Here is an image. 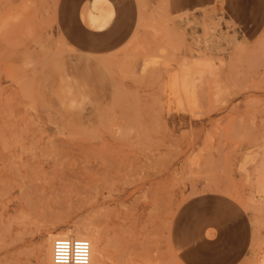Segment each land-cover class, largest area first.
I'll use <instances>...</instances> for the list:
<instances>
[{
	"label": "rangeland",
	"instance_id": "1",
	"mask_svg": "<svg viewBox=\"0 0 264 264\" xmlns=\"http://www.w3.org/2000/svg\"><path fill=\"white\" fill-rule=\"evenodd\" d=\"M89 1L0 0V264H264V0Z\"/></svg>",
	"mask_w": 264,
	"mask_h": 264
},
{
	"label": "crops",
	"instance_id": "2",
	"mask_svg": "<svg viewBox=\"0 0 264 264\" xmlns=\"http://www.w3.org/2000/svg\"><path fill=\"white\" fill-rule=\"evenodd\" d=\"M112 1L120 2L125 9L130 8L134 3L133 0H90L89 3L84 4L80 11V18L89 29L84 28L80 23L74 22L73 25L76 27L72 30L74 37L103 32L110 25L115 14Z\"/></svg>",
	"mask_w": 264,
	"mask_h": 264
},
{
	"label": "bare ground",
	"instance_id": "3",
	"mask_svg": "<svg viewBox=\"0 0 264 264\" xmlns=\"http://www.w3.org/2000/svg\"><path fill=\"white\" fill-rule=\"evenodd\" d=\"M169 12V11H168ZM22 13V12H21ZM12 19V18H11ZM180 86V85H179ZM176 92V90H175ZM258 191L264 192V172L257 173ZM228 189V188H227ZM80 221V220H79ZM83 221V220H82ZM90 223V222H88ZM85 222H77L73 224H66L64 230L53 232L47 245L46 259L48 264H54L52 260V242L56 236L68 237H82L86 238L91 243V255L88 264H101L102 258L105 256L106 247L103 244V239L94 235L93 228L90 224ZM102 235V234H101Z\"/></svg>",
	"mask_w": 264,
	"mask_h": 264
},
{
	"label": "built area",
	"instance_id": "4",
	"mask_svg": "<svg viewBox=\"0 0 264 264\" xmlns=\"http://www.w3.org/2000/svg\"><path fill=\"white\" fill-rule=\"evenodd\" d=\"M91 243L82 237L56 236L52 242L54 264H88Z\"/></svg>",
	"mask_w": 264,
	"mask_h": 264
}]
</instances>
